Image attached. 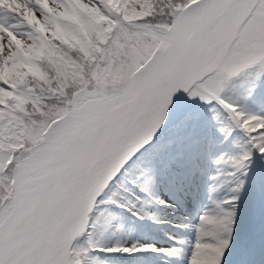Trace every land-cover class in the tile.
<instances>
[{"label":"snow or ice","instance_id":"obj_1","mask_svg":"<svg viewBox=\"0 0 264 264\" xmlns=\"http://www.w3.org/2000/svg\"><path fill=\"white\" fill-rule=\"evenodd\" d=\"M0 264H264V0H0Z\"/></svg>","mask_w":264,"mask_h":264}]
</instances>
